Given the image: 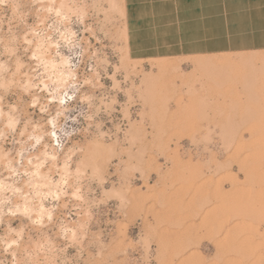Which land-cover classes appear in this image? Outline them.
Segmentation results:
<instances>
[{"label": "rangeland", "instance_id": "obj_1", "mask_svg": "<svg viewBox=\"0 0 264 264\" xmlns=\"http://www.w3.org/2000/svg\"><path fill=\"white\" fill-rule=\"evenodd\" d=\"M180 1L0 3V264H264V19Z\"/></svg>", "mask_w": 264, "mask_h": 264}, {"label": "crops", "instance_id": "obj_2", "mask_svg": "<svg viewBox=\"0 0 264 264\" xmlns=\"http://www.w3.org/2000/svg\"><path fill=\"white\" fill-rule=\"evenodd\" d=\"M180 2L181 9L184 12L181 13V17L188 16L191 21H197L196 19L204 13L205 17H209L211 21L217 18V0H181ZM242 3L244 7L255 9L257 13V20L255 22L264 19V0H242ZM129 47H131L130 44Z\"/></svg>", "mask_w": 264, "mask_h": 264}, {"label": "bare ground", "instance_id": "obj_3", "mask_svg": "<svg viewBox=\"0 0 264 264\" xmlns=\"http://www.w3.org/2000/svg\"><path fill=\"white\" fill-rule=\"evenodd\" d=\"M127 59L130 60L129 56H127ZM262 60H263V59H262ZM240 62H241V61H240ZM242 62H243V63H246L247 61L245 60V62H244V61H242ZM248 62H249V60H248ZM248 62H247V63H248ZM158 63L160 64V61H159ZM162 63H164V62H162ZM221 63H222V62H221ZM221 63H220V65H221ZM215 64H216V63H214V66H216ZM157 65H158V64H157ZM164 65H165V64H164ZM158 66H161V65H158ZM158 66H157V67H158ZM221 66H222V65H221ZM162 67H164V66H162ZM164 68H165V67H164ZM209 68H210V67H209ZM161 69H163V68H161ZM210 69H211V68H210ZM210 71H211V70H210Z\"/></svg>", "mask_w": 264, "mask_h": 264}, {"label": "snow or ice", "instance_id": "obj_4", "mask_svg": "<svg viewBox=\"0 0 264 264\" xmlns=\"http://www.w3.org/2000/svg\"><path fill=\"white\" fill-rule=\"evenodd\" d=\"M0 3H3V0H0ZM33 59H38V57L33 56ZM61 103H62V101H61Z\"/></svg>", "mask_w": 264, "mask_h": 264}]
</instances>
